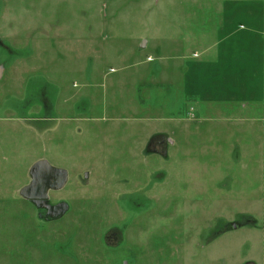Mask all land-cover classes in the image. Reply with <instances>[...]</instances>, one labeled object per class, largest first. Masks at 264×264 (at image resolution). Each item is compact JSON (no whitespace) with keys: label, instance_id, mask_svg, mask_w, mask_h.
Here are the masks:
<instances>
[{"label":"rangeland","instance_id":"rangeland-1","mask_svg":"<svg viewBox=\"0 0 264 264\" xmlns=\"http://www.w3.org/2000/svg\"><path fill=\"white\" fill-rule=\"evenodd\" d=\"M226 1L0 0V264L257 263V144L197 120L175 59L210 54ZM241 1L236 40L264 8ZM41 161L56 215L26 194Z\"/></svg>","mask_w":264,"mask_h":264},{"label":"crops","instance_id":"crops-1","mask_svg":"<svg viewBox=\"0 0 264 264\" xmlns=\"http://www.w3.org/2000/svg\"><path fill=\"white\" fill-rule=\"evenodd\" d=\"M227 2L242 3L241 0L226 1L223 22L226 21L229 25L223 23L220 28L221 36L205 47V53L210 54L191 63L188 61L187 65L185 51L184 56L175 58L178 61L184 60L179 82L182 80L185 93L192 99L190 108L198 114V121L212 122L217 126L227 125L226 122L229 121H238L244 134L241 143L257 144L256 151H252V148L246 150L248 163L244 165L249 169V162L252 163L248 173L249 177H252V180L249 179L250 190L255 195L260 192L258 202L264 207V8L253 7L246 10L254 25L245 30L238 28L240 32L236 40L232 37L237 31L231 29L230 25L231 21H234L232 18L240 11L235 13V9L228 8ZM258 6H261L259 2ZM222 35L226 39L229 38L231 43H224ZM199 56L201 51L198 50L194 57ZM173 66V69L166 66L167 73L164 72V75L173 73L172 79L175 82V72H179L181 67H175L174 63ZM177 110L179 108L174 109ZM177 121L179 126V117ZM224 133L227 134L228 131ZM245 134L250 136L246 138ZM254 135L255 138H252ZM175 142L177 141L174 138ZM258 181L260 184L256 185ZM247 237L252 240L250 258L257 262L256 264H264V216L261 226ZM258 249L262 251L261 256L257 254Z\"/></svg>","mask_w":264,"mask_h":264},{"label":"trees","instance_id":"trees-1","mask_svg":"<svg viewBox=\"0 0 264 264\" xmlns=\"http://www.w3.org/2000/svg\"><path fill=\"white\" fill-rule=\"evenodd\" d=\"M46 164H48V163H46ZM48 165H44L43 167L41 166L39 169H36L33 167L32 172H33L34 180H33V183L30 185V187H28L27 192H26L27 196H29L30 198H32L31 197L32 196L31 190L33 187L37 186L36 188H38L40 190L43 189V191H46L49 187H52V185L50 186L49 184H46V182H45V179H48V176H47L48 172H51V171L62 172L63 175H62L61 180L57 186L61 185L65 181L64 177H63V176H65V172L63 170L56 169L50 165H49L50 166V168H49ZM42 168H45L47 171H43Z\"/></svg>","mask_w":264,"mask_h":264},{"label":"flooded vegetation","instance_id":"flooded-vegetation-1","mask_svg":"<svg viewBox=\"0 0 264 264\" xmlns=\"http://www.w3.org/2000/svg\"><path fill=\"white\" fill-rule=\"evenodd\" d=\"M42 170L43 171H47L45 168H42ZM45 181H46V179H45ZM36 187L37 186L33 187L32 190H31V194H32V196H31L32 198L31 199L34 201V203L36 205H38L39 207L41 206V208H44L46 210V212L48 213V215H50V214L51 215H56L57 212L59 213V210L56 209L55 207H50V209H46L45 207H43L44 203H42V196L44 195V191H43V189L40 190V189H38ZM47 203H49V202H47Z\"/></svg>","mask_w":264,"mask_h":264},{"label":"water","instance_id":"water-1","mask_svg":"<svg viewBox=\"0 0 264 264\" xmlns=\"http://www.w3.org/2000/svg\"><path fill=\"white\" fill-rule=\"evenodd\" d=\"M145 45V41H143L142 43V47ZM47 162L45 161H41V162H38L34 165V168L36 169H39L41 166L43 167L44 165H48L46 164ZM49 166V165H48ZM50 168V166H49ZM48 190V189H47ZM44 191V195L42 196V203H44L43 207H45L46 209H50V207H54L53 205H51L50 203H47L49 202V199H48V191ZM41 207V206H40ZM60 212V211H59Z\"/></svg>","mask_w":264,"mask_h":264}]
</instances>
